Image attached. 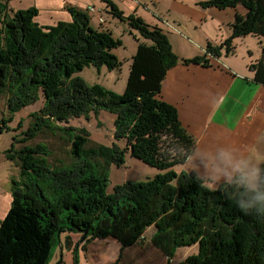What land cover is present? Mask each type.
<instances>
[{
  "label": "trees",
  "instance_id": "obj_1",
  "mask_svg": "<svg viewBox=\"0 0 264 264\" xmlns=\"http://www.w3.org/2000/svg\"><path fill=\"white\" fill-rule=\"evenodd\" d=\"M103 1L142 39L130 31L138 44L122 96L73 77L84 67L120 64L113 53L120 41L109 31L93 29L87 13L70 8L71 22L42 27L33 20L35 9L10 15L0 1V94L7 96V111L12 115L41 100V107L30 113L34 121L27 137L44 128L65 132L73 137L70 154L75 159L51 168L43 145L16 150L12 144L7 159L20 174L12 181V199L0 220V264H47L65 232H79L87 243L112 239L126 248L141 241L148 228H155L151 244L168 259L179 248L197 245L196 254L180 264H264V211L249 207L231 180L208 190L195 173L172 170L187 162L196 144L176 109L160 98L161 86L177 64L208 66V60L179 58L160 28L135 14L124 16L110 0ZM197 5L245 10L235 15L231 35L220 45L207 43L206 52L215 58L223 48L231 53L235 38H262L261 56L250 70L254 81L264 85V0ZM99 111L115 115L111 147L86 148V131L68 122ZM5 123L0 119V131ZM127 151L164 172L116 185L106 194L108 167L122 164Z\"/></svg>",
  "mask_w": 264,
  "mask_h": 264
},
{
  "label": "crops",
  "instance_id": "obj_2",
  "mask_svg": "<svg viewBox=\"0 0 264 264\" xmlns=\"http://www.w3.org/2000/svg\"><path fill=\"white\" fill-rule=\"evenodd\" d=\"M0 1L6 5L7 13L10 15L19 11L35 9L37 12L33 20L42 27L54 26L58 22H71L72 16L69 9L79 10L88 14L90 25L93 29L97 31H109L113 36L111 23L115 22V19L111 13L106 11L108 7L103 0ZM110 1L123 12L124 16L130 14L137 15L140 8H143L146 11V15L143 16L140 12L137 16L147 24L160 28L167 36L173 52L182 59H192L201 56L203 46H206L209 41L218 45L224 39L223 36L221 40L212 41L210 40L211 38L203 36L202 40L198 41L190 25H188L189 22L197 28L196 25L210 19L214 21L218 17V20L227 22L226 25L229 29L236 14H245V10L241 9L240 6L225 10L215 8L204 9L197 5V1L199 2L200 0H193V2H188V4L180 2L177 8H174L173 5H162L161 2L158 3L160 0H156L157 5H155V9L160 11V15L171 13L169 17H173L177 23V27L184 29L185 36L191 37L193 41L195 39L197 42L195 43L185 37L177 28L173 29V23L170 20L161 19L159 18L160 15L157 16L156 13L151 12L150 3L153 0ZM174 9L178 10L183 16L179 18L176 15L178 13ZM147 15L148 17H146ZM155 19H158L161 24H154L156 22ZM229 32L230 36L231 30ZM175 38L177 40L173 42ZM234 41L232 42L233 48ZM135 43L137 48V41ZM189 46L190 48H188ZM136 48L133 50L132 55L135 54ZM115 50H118V48ZM234 51L235 48L231 54ZM222 53L220 52L221 55L219 57L212 59L214 62L213 64L210 62V66L198 64L184 65L179 63L171 68L162 83L160 98L176 109L181 125L195 140L196 147L194 152L208 149L214 151L216 148L229 147L238 161H247V157L249 156L247 153L251 149L253 150V145L258 141V135H264V85L254 81V73L246 68L247 65L244 68L238 67L235 64H231L230 66L221 65L220 59L222 58ZM116 56L119 59V55L117 54ZM253 63L256 62H251V64ZM220 68H224V70ZM236 70L238 71L237 73L235 72ZM187 164L188 161L180 168L186 170L188 168ZM189 169L194 172L195 170L199 171L197 169H202V167L198 165V167H189ZM198 174L199 176L202 175L201 172H198ZM224 181H230L229 177L224 176L218 182ZM149 229L151 228L146 230L141 241L124 249L125 251L123 252H127V258L130 259L131 264H153L154 259L159 258L163 261L168 259L167 256L151 244V237L154 231L148 236L147 231ZM71 236H65V242L70 246L74 243ZM63 242L60 240L61 248H63ZM101 242L121 246L117 241L112 239L101 240ZM131 251H135L137 255L128 256ZM144 254H147V256H144V261H140V258ZM159 264L164 263L160 262Z\"/></svg>",
  "mask_w": 264,
  "mask_h": 264
},
{
  "label": "rangeland",
  "instance_id": "obj_3",
  "mask_svg": "<svg viewBox=\"0 0 264 264\" xmlns=\"http://www.w3.org/2000/svg\"><path fill=\"white\" fill-rule=\"evenodd\" d=\"M203 1L206 0H200L199 2ZM159 2H161L162 5L170 4L173 5L174 8H177L180 2L188 4V2H193V0H160L158 3ZM199 2L197 1V3ZM155 5H157L156 0H153V2L150 3L151 8H154L153 10L151 9V12H154L157 16H159L161 13H159L160 11L158 9H155ZM106 11L111 13L110 8H108ZM174 11L178 13L176 14L173 12L179 18L183 16L178 10L174 9ZM140 12L143 14V16L146 15V11L143 8H140L138 14H140ZM170 15L171 13H166L164 15H160L159 18L170 20L171 23H173V29L177 28L185 36L186 34L183 31L184 29L177 27L176 21L172 16L169 17ZM102 16L105 17L104 14H102ZM146 17H148V15ZM113 18L115 19V22L113 21V23H111V32L113 36L115 38L117 37L121 43V45L117 47L118 50H115L116 52L113 50L115 56L117 54L119 55V66L115 68H108L106 65L84 67L81 71L74 74L73 77L80 78L88 86L97 84L106 90L112 91L122 96L125 93L126 81L129 75V63L131 57L134 55H132V52L136 48V40L134 39L133 35L139 40L141 38L139 37L138 33L135 30H132L127 24H125V22L119 18ZM217 18H215L216 20L214 21L210 19L209 21L202 22L201 24L196 25L197 28H195L191 22H189L188 25H190L193 33L198 38V41L202 40L203 36H205V38H211L210 40L212 41L221 40L224 36V39H222L223 42L229 37V31L231 30L232 32V29H228V26L226 25L227 22H222ZM154 24L160 25L161 23L157 19ZM130 31L133 35H130ZM185 37L189 38L192 42L197 43L195 39L193 41L191 37ZM176 40L177 38H175L173 42ZM208 43H210V41ZM210 44L217 46L213 43ZM188 48H190V46ZM234 48L235 51L233 54H226L224 48L221 50V52H223L222 58L220 59L221 65L230 66L231 64H235L238 65V67L241 66L243 68L247 65L246 68L250 69L251 62H257L261 56L262 38L253 35L235 38ZM198 57H203L204 59L208 60V66L214 62L212 61L214 57L210 56L209 53L206 52L205 45L203 46L201 56ZM216 65L218 66V64ZM220 69L224 70V68ZM235 72L237 73L238 71L236 70ZM6 100V94L1 93L0 119H5L6 123L5 127L0 131V220L5 216L12 199V181L13 179L18 180L20 174V168L16 166L13 161L9 160V158L7 159V151L11 148L12 144L16 150L25 146L35 147L37 145H43L48 152L47 156L45 157L46 162L51 168L66 167L75 161L74 157L70 154L71 141L73 139L71 135H68L65 132H59L56 130L52 131L44 128L37 132L34 137H27L26 132L30 127H32L34 121V119L30 116V113L38 110L41 107V100H39V102L35 103L34 105L27 106L18 112H15L12 115H10L7 111ZM114 120V114L106 111H99L98 114H93L91 112L88 115L71 119L68 122V125L74 127L75 129H84L86 131V148H95L101 145L111 147ZM65 125L67 126V124H62V127ZM74 132L75 130L71 131L70 134H73ZM260 135L261 134L258 135L257 143L253 145V150L251 149L247 153L249 156L247 157L246 161L249 164L256 165L258 167L264 163V135ZM119 145L121 147L124 146L122 143ZM198 152L201 151L199 150ZM195 164H197L198 167L199 161H195ZM179 168L180 166H175L172 168V170L178 172ZM197 170L199 171L195 170L193 172V170L191 171L188 167L185 171L193 172L199 176L198 172L202 173L203 169ZM162 172H164V170H158L157 168L148 165L141 159L132 156L131 152L127 151L124 153L122 164L116 165L114 163H110L107 170V184L105 187V193H112L113 188L116 185L122 184L124 182L129 181L137 183L146 181L147 179H151L156 174ZM224 182H217L213 188H216V186ZM64 217L65 214L62 215V218ZM154 230L155 228L149 229L147 231V235H151ZM66 235H72L71 237H73L74 243L71 246L65 242ZM60 238L61 241H64L63 248H61L60 244L57 242L51 250L47 264H110L111 261L117 262L118 264H131L130 259L127 258V252H123L125 251V247L115 245L113 243L106 244L100 240L90 241L87 243L83 240V236L79 232L76 233V235L74 232H65L61 234ZM197 249V245L179 248L175 251L171 260L165 259L163 261L158 258L154 259L153 264H159L160 262L164 264H180L185 260V258L195 255ZM135 251H131L128 256L132 257L135 254ZM136 255L137 254H135V256ZM144 256H147V254H144L143 257L140 258V261H144Z\"/></svg>",
  "mask_w": 264,
  "mask_h": 264
},
{
  "label": "clouds",
  "instance_id": "obj_4",
  "mask_svg": "<svg viewBox=\"0 0 264 264\" xmlns=\"http://www.w3.org/2000/svg\"><path fill=\"white\" fill-rule=\"evenodd\" d=\"M187 160V166L192 168L197 167L195 161H199L203 172L197 179L208 190H213L221 177L227 176L240 189L238 195L248 199L249 207L264 211V167L238 161L229 147L193 152ZM238 206L245 210L244 205Z\"/></svg>",
  "mask_w": 264,
  "mask_h": 264
},
{
  "label": "built area",
  "instance_id": "obj_5",
  "mask_svg": "<svg viewBox=\"0 0 264 264\" xmlns=\"http://www.w3.org/2000/svg\"><path fill=\"white\" fill-rule=\"evenodd\" d=\"M92 11V9H90Z\"/></svg>",
  "mask_w": 264,
  "mask_h": 264
}]
</instances>
